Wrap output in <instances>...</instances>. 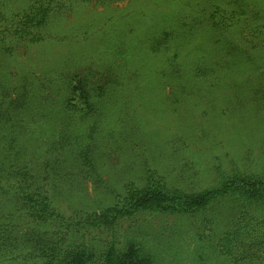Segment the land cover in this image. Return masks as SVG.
Masks as SVG:
<instances>
[{"label": "trees", "instance_id": "1", "mask_svg": "<svg viewBox=\"0 0 264 264\" xmlns=\"http://www.w3.org/2000/svg\"><path fill=\"white\" fill-rule=\"evenodd\" d=\"M239 28L264 44V0H0V57L65 41L81 46L80 55L72 53L38 78L8 76L0 63V264H153L136 244L120 249L111 243L97 255L74 233L108 230L120 219L145 211L202 212L227 196L238 198L242 207H264V177L233 165L232 174H222L212 188L187 192L148 177L143 186L128 184L112 206L94 212L76 209L65 217L45 190L53 162L50 152L38 144L33 151L20 147L17 135L9 138L5 129L23 124L32 135L42 118L52 117L55 108L48 106L56 101L63 103L58 112L77 121H102L109 112L106 103L112 104L120 90L127 96L123 103H113L116 109L134 97L138 107L158 111L164 101L166 110L178 111L188 98L196 100L220 88V70L224 77L230 64L231 83L238 80L235 73L241 67L258 71L248 38L237 37ZM255 32L259 35H250ZM257 48L264 49L255 45L252 50ZM251 73L239 79L238 88L249 89ZM166 76L176 83H169L171 92L164 96L166 82L161 80ZM226 79L224 84L229 83ZM156 86L158 95L151 100H136L138 90L153 93ZM131 109L118 121H141ZM212 113L220 117L217 110ZM65 134L51 127L43 129L39 139L59 142L74 137ZM90 145L79 154L92 153ZM241 226L220 240V253L235 264L261 263L264 236L238 233Z\"/></svg>", "mask_w": 264, "mask_h": 264}, {"label": "rangeland", "instance_id": "2", "mask_svg": "<svg viewBox=\"0 0 264 264\" xmlns=\"http://www.w3.org/2000/svg\"><path fill=\"white\" fill-rule=\"evenodd\" d=\"M236 32L238 39L248 38V52L255 57L253 66L258 69L248 70L254 73L247 90L238 88V82L246 80L249 72L241 67L235 73L238 80L231 83L233 64H230L224 77L220 70V88L200 94L196 100L188 98L187 104L172 113L166 110L164 101H160L156 111L138 107L134 97L131 101L126 99V107L116 109L113 103H123L127 96L126 90H120L112 104L106 103L109 112L105 111L102 121H77L58 112L63 103L60 106L56 101L48 106L55 108L52 117L48 121L42 118V126L35 125L32 135L23 124L5 128L9 138L17 135L20 147L33 151L38 144L50 152L53 162L44 185L55 208L65 217L73 216L76 209L99 211L114 205L128 184L143 186L148 177H159L169 187L187 192L219 184L222 174H232L233 165L264 177V61L260 60H264V49L252 50L253 46L264 44L257 37H250L247 30L239 28ZM80 48L68 41L51 48H20L13 55L2 53L0 63L8 76L19 73V78L24 75L38 78L64 59L69 60L72 53L80 55ZM166 77L167 80H161L166 82L164 96L171 92L169 83H176ZM225 79L228 84H224ZM154 95H158L157 86L153 93L138 90L136 100L148 101ZM96 107L100 110L102 106ZM129 107L131 111L137 110L141 121L128 118L118 121V117H125ZM214 109L220 117L212 113ZM51 127L66 130L67 137L72 134L74 137L59 142L39 139L42 130ZM81 139H85L84 144ZM89 142L92 153L81 156L80 149ZM240 225L238 233L264 236V207H242L238 198L227 196L218 198L206 211L139 212L120 219L111 229L90 232L81 229L73 237L89 245L97 255L111 243L120 249L136 244L153 264H235L232 257L220 253V240L233 234Z\"/></svg>", "mask_w": 264, "mask_h": 264}]
</instances>
